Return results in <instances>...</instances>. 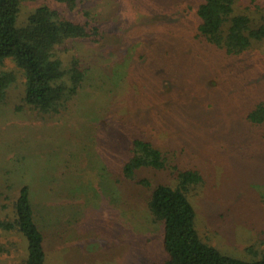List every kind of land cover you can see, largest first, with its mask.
<instances>
[{"label":"rangeland","instance_id":"374dc122","mask_svg":"<svg viewBox=\"0 0 264 264\" xmlns=\"http://www.w3.org/2000/svg\"><path fill=\"white\" fill-rule=\"evenodd\" d=\"M202 1L80 0L69 15L90 13L103 36L67 45L65 61L88 74L59 114L28 106L22 71L10 59L1 67L16 81L0 106V216L28 186L46 264H164L148 201L185 170L202 175L187 193L201 239L245 261L264 256V124L248 119L264 103V39L238 55L209 44L197 36ZM47 3L59 8L23 2L19 23ZM235 13L264 26V0H236ZM135 138L166 168L127 178ZM26 256L21 233L0 231V264Z\"/></svg>","mask_w":264,"mask_h":264},{"label":"trees","instance_id":"16d2710c","mask_svg":"<svg viewBox=\"0 0 264 264\" xmlns=\"http://www.w3.org/2000/svg\"><path fill=\"white\" fill-rule=\"evenodd\" d=\"M25 1L28 0H0V106L16 81L13 71L1 70L10 59L22 71L25 103L43 115L59 114L88 74L79 58L72 56L65 61L67 45L79 40L99 42L102 31L86 11L69 15L80 0H52L59 8L50 3L38 6L20 24ZM235 4L236 0H203L196 13L197 36L229 55L241 54L264 39V26L256 27L250 16L235 13ZM248 119L254 125L264 124V103L258 104ZM129 152L123 166L127 178L132 179L142 168H166L162 151L147 139L131 140ZM177 181L176 187L156 186L148 201L153 221L163 226L167 253L164 264H264V256L245 261L225 255L203 241L196 228V210L187 195L189 187L202 181V175L197 170H185L178 174ZM0 231H16L26 238L27 256L20 264H46L44 236L28 186L21 188L13 202L12 216H0Z\"/></svg>","mask_w":264,"mask_h":264}]
</instances>
